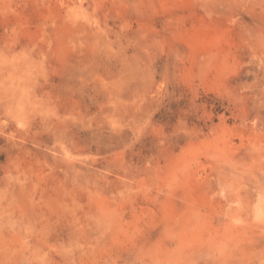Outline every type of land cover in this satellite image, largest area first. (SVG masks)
Segmentation results:
<instances>
[{"label": "rangeland", "instance_id": "obj_1", "mask_svg": "<svg viewBox=\"0 0 264 264\" xmlns=\"http://www.w3.org/2000/svg\"><path fill=\"white\" fill-rule=\"evenodd\" d=\"M0 264H264V0H0Z\"/></svg>", "mask_w": 264, "mask_h": 264}]
</instances>
